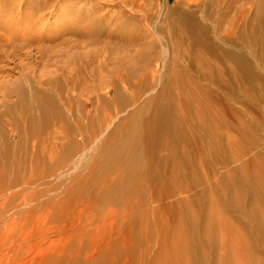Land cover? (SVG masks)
Listing matches in <instances>:
<instances>
[{
  "label": "bare ground",
  "instance_id": "1",
  "mask_svg": "<svg viewBox=\"0 0 264 264\" xmlns=\"http://www.w3.org/2000/svg\"><path fill=\"white\" fill-rule=\"evenodd\" d=\"M101 1L103 78L2 103L0 264H264V0Z\"/></svg>",
  "mask_w": 264,
  "mask_h": 264
},
{
  "label": "rangeland",
  "instance_id": "2",
  "mask_svg": "<svg viewBox=\"0 0 264 264\" xmlns=\"http://www.w3.org/2000/svg\"><path fill=\"white\" fill-rule=\"evenodd\" d=\"M249 2L236 0L235 5L239 7ZM116 11L115 5H107L101 0H54L39 12H33L24 0H0V110L3 102L16 99L15 88L21 81L34 86L62 72L75 73L84 62L88 63L84 72L88 84L95 81L90 78L92 71L99 73L97 77L102 79L106 74L104 64L101 60L93 62L92 55L100 53L102 59L103 45L85 40L90 38L92 24L104 30L105 19L93 21L90 15ZM110 32L113 35L128 34L126 29ZM84 74L77 75L81 79Z\"/></svg>",
  "mask_w": 264,
  "mask_h": 264
}]
</instances>
